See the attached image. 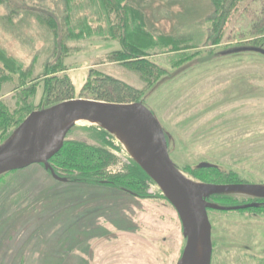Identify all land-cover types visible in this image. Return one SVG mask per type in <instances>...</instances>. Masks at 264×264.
Instances as JSON below:
<instances>
[{
  "label": "rangeland",
  "instance_id": "1",
  "mask_svg": "<svg viewBox=\"0 0 264 264\" xmlns=\"http://www.w3.org/2000/svg\"><path fill=\"white\" fill-rule=\"evenodd\" d=\"M6 1L0 3V51L22 71L14 74L12 65V73L4 71L0 63V100L15 116L21 114L22 95L40 110L45 68L61 57L74 100H92L81 89L108 76L138 90L139 101L163 127L172 161L192 181L226 184L222 176H232L238 184L264 185V57H216L254 44L261 31L256 25L264 26V0H242L215 46L207 21L214 14L210 0H127L133 14L123 16L89 10L95 5L89 0L74 14H66L62 0ZM124 16L132 32L141 30L146 37L144 48L154 46L143 64L150 75L120 60ZM36 79L34 94L28 83ZM102 131L78 123L66 142L111 151L118 164L107 169L108 175L137 165L127 146ZM203 162L217 165V173H201ZM57 175L68 182L56 181L44 165L0 177V264L179 263L187 243L182 225L155 183L145 190L150 198L141 199L107 183L70 181L77 173ZM256 199L234 194L212 202L227 206ZM209 220L212 264H264V210L209 211Z\"/></svg>",
  "mask_w": 264,
  "mask_h": 264
},
{
  "label": "water",
  "instance_id": "2",
  "mask_svg": "<svg viewBox=\"0 0 264 264\" xmlns=\"http://www.w3.org/2000/svg\"><path fill=\"white\" fill-rule=\"evenodd\" d=\"M242 53L264 57V50L256 47L233 48L221 56ZM78 123L97 126L117 137L176 210L187 242L178 264H212L209 210L230 212L259 206L224 207L210 202L212 197L239 194L264 199V185L207 184L186 177L170 157L161 123L142 102L116 104L78 99L32 112L0 146V177L32 165H44L56 181L67 183L50 166V160L60 153ZM216 167L205 162L198 165V169Z\"/></svg>",
  "mask_w": 264,
  "mask_h": 264
},
{
  "label": "trees",
  "instance_id": "3",
  "mask_svg": "<svg viewBox=\"0 0 264 264\" xmlns=\"http://www.w3.org/2000/svg\"><path fill=\"white\" fill-rule=\"evenodd\" d=\"M5 1L0 0V3L5 4L7 2ZM86 1L87 0H62L66 14H74L75 12L79 11L81 5ZM89 1L90 3L93 2L95 4L94 7L89 10L95 11L97 8L98 11H101L102 14V10H107V12H116V14H118L119 16L125 15L124 13H127V11L132 12L131 9L126 5L127 0ZM210 1L214 9V14L212 18L208 16L207 21L211 22L212 24V34L210 38L212 45L215 46L218 45L220 40L222 39L223 32L230 20V17L232 16V12L236 10L242 0ZM52 16L53 15H50L51 20H49V22L54 25V28L56 30L59 28V25L56 19H54V17ZM122 18V28L125 33L122 35L124 52L122 51L120 53V60L123 61V64L134 66L137 71L148 73L150 75L149 71L143 64L148 63L147 60H145V54L147 53L146 50L151 46H148L149 48H144L147 43V39L143 35L142 31L137 30L135 32H132L131 27L127 25L126 17L124 16ZM87 21L88 20L86 19L85 23H87ZM256 27H258V29H261V31L254 35V44L239 47H256L264 50V26L262 25V27H260L259 25H256ZM56 40H58V47H60L61 45L62 48V36L60 35V32L58 30L56 31ZM172 42L174 46L179 44L174 40ZM172 44H170V46ZM185 50L187 49H179L178 52ZM222 52L217 53L216 57H228L221 56ZM247 54L259 55L255 53ZM0 63L3 65L4 71L9 70L12 73L13 70H11V65L15 69L16 73L14 74H19V72L22 71L21 68L14 63V60L9 58L3 51H0ZM60 73H65V75L60 77L58 76V74ZM42 78L44 84L43 101L41 108L38 109L43 110L45 108H49L52 105H58L66 101L74 100L76 91L69 76H67L66 74L61 57L57 58L56 64L52 66L49 65L45 68L44 76H42ZM38 82L39 79H36L28 83V85H30V91H33L34 94H36L37 92V87L39 84ZM1 83H3V81H0V86ZM22 89H24L25 91L28 90L25 89V87H22L21 90ZM81 91L84 94L87 93L89 98L92 100L116 104L139 103L141 95L140 92L135 88L110 76L104 78H96L91 85H89V83H86ZM15 92H18V90L16 89ZM21 98L22 100L20 104L23 106L20 107L21 114L17 116H15L16 113H12L9 104H6L2 100H0V146L5 140L10 137L12 131L16 130V128H18L23 123V121L32 112L35 111V109L31 107L26 96L22 95ZM102 132L104 134H107V132H105L104 130ZM50 164L52 165L56 173L60 171L65 173V175L67 176H73V174L77 173V177L70 181L93 185L110 184V186L112 185L121 187L130 192H133L132 196L134 197L141 199L150 198L146 196L145 190L147 189L149 183L153 181L138 165L135 164L133 167L128 168L127 171L123 174L108 175L107 169L118 164V158L108 149L89 148L80 145L79 143L65 142L63 149L52 160H50ZM199 170L201 173L206 174H211L212 172L217 173V168ZM222 179L225 180L226 184H238L236 177L222 176ZM222 179L218 174V180L220 181Z\"/></svg>",
  "mask_w": 264,
  "mask_h": 264
},
{
  "label": "flooded vegetation",
  "instance_id": "4",
  "mask_svg": "<svg viewBox=\"0 0 264 264\" xmlns=\"http://www.w3.org/2000/svg\"><path fill=\"white\" fill-rule=\"evenodd\" d=\"M214 198L210 199V201L213 200ZM252 204H259V206L254 208V210H257V211L264 210V199H256L253 201H246V202L241 203V204L227 205L226 207H240L241 208V207H245V206L252 205ZM247 210H249V209H247ZM247 210H240L238 212L247 211Z\"/></svg>",
  "mask_w": 264,
  "mask_h": 264
}]
</instances>
